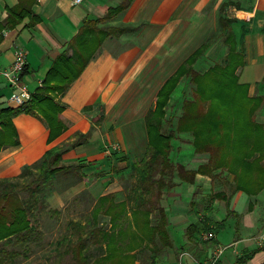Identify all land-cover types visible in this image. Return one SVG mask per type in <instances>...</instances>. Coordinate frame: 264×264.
Masks as SVG:
<instances>
[{"label": "crops", "instance_id": "obj_1", "mask_svg": "<svg viewBox=\"0 0 264 264\" xmlns=\"http://www.w3.org/2000/svg\"><path fill=\"white\" fill-rule=\"evenodd\" d=\"M119 2L0 0V68L12 62L17 47L22 48L26 64L21 82L31 95L42 86L55 58L62 52L71 53L68 42L82 19L101 18ZM15 7L29 13L11 20L9 10ZM222 17L233 19L236 47L244 55V65L237 71L239 83L247 84L248 96H264V0H132L127 9L99 25L136 30L106 38L67 90L54 92L65 125L58 136L49 138L46 124L32 114L21 112L12 118L17 143L0 149V178L16 177L23 165L59 146L64 164L86 162L81 169L84 178L50 192L46 197L49 209L63 212L82 192L95 202L121 191L128 164L146 150V118L159 90L208 38L218 35ZM219 42L224 58L228 49ZM220 43L210 46L193 67L204 71L213 65ZM204 58L211 65L205 66ZM182 85L179 81L168 100L171 104L174 99L175 105L179 100V114L185 96ZM12 90L0 77V107L17 106L9 99ZM261 108L264 111V104ZM178 135L181 140L175 147L172 144L170 152L173 162L186 169L207 162L208 154L194 151L190 133ZM187 147L190 150L179 161L178 154ZM232 179L227 172L197 173L193 183L175 177L176 186L163 191L161 198L170 244L159 254L158 264H264V251H255L264 243L260 239L264 235V189L254 195L233 191ZM220 191L224 196L212 198ZM191 224H198V230L187 233ZM206 232L214 236L205 238ZM220 247L224 249L217 255ZM246 255L247 260L240 262ZM134 264L142 263L136 259Z\"/></svg>", "mask_w": 264, "mask_h": 264}, {"label": "trees", "instance_id": "obj_2", "mask_svg": "<svg viewBox=\"0 0 264 264\" xmlns=\"http://www.w3.org/2000/svg\"><path fill=\"white\" fill-rule=\"evenodd\" d=\"M131 1L120 0L101 18L82 19L68 42L71 53L62 52L55 58L42 86L21 105L0 107V149L17 143L12 118L21 112L42 120L49 129V138L64 130L54 92L67 90L106 38L136 30L99 25L127 9ZM27 13L28 9L15 7L9 10L8 18L15 21ZM232 22L233 19L220 18L217 37L208 38L159 90L146 118V150L139 160L128 164L122 190L91 201L86 213L68 219L66 234L59 244L67 245L75 264H132L136 259L142 264H158L159 254L170 244L161 198L163 191L176 186L175 177L193 183L197 173L215 176L227 172L233 175V191L254 195L264 189V123L254 117L264 104V96H248L247 84L238 81L237 71L244 65V55L236 47ZM219 39L228 49L223 60L204 71L195 69L194 61ZM24 72L25 66L20 77ZM182 76L192 84L191 94H185L180 114L166 119L165 106ZM164 120L167 131L163 130ZM181 132L192 135L196 153L209 156L196 169H186L170 158L172 140ZM62 153L61 147L52 146L36 162L23 165L16 177L0 178V264H12L17 255V250L9 247L39 239L40 211L46 208L48 213H60L48 208V194L61 184L84 178L81 169L86 162L64 164ZM84 194L74 199L79 197L80 201ZM222 196L220 191L212 198ZM197 227L191 224L186 231L193 233ZM261 250L264 243L255 251ZM249 256L239 261L245 262Z\"/></svg>", "mask_w": 264, "mask_h": 264}, {"label": "rangeland", "instance_id": "obj_3", "mask_svg": "<svg viewBox=\"0 0 264 264\" xmlns=\"http://www.w3.org/2000/svg\"><path fill=\"white\" fill-rule=\"evenodd\" d=\"M218 41L222 40L219 39ZM218 52L219 55L218 57L216 56L217 59L213 60L215 62H221L223 60V45ZM207 58L209 59L210 57ZM205 61H207L205 66L211 65V60L205 59ZM186 80L187 78L183 76L180 79V81L183 83L182 91L184 90V94H186L187 97L191 94L190 91L192 84H187ZM177 94L178 93L176 92L174 95L177 97ZM173 101L174 99L172 100L171 104L167 102L165 106L166 119L172 117L175 119V116L179 114L178 110H176L177 104L179 105V100L177 101L176 105ZM254 117L256 121L264 123V111L261 107L257 110ZM163 125V130L167 131L169 127L166 125L165 120ZM171 128H173V126ZM177 140H181V137H179L178 133H176L174 139L172 140L174 147L178 144ZM188 150H190L188 147L183 148L181 153L178 154L177 158L179 161L184 160ZM78 198L74 199L76 200L75 202L71 200L63 212L60 211V213H48L46 208L40 211L39 224L41 235L39 239L36 241L31 240L27 244H16L13 247H9L8 249L13 248L18 252L13 258L12 264H75V260L71 256L67 245L59 244V242L62 236L66 234V223L68 219L78 218L80 216L79 214L86 213L87 208L89 207L90 201L87 199L86 194L82 196L80 201H78ZM134 261L132 264H134Z\"/></svg>", "mask_w": 264, "mask_h": 264}, {"label": "built area", "instance_id": "obj_4", "mask_svg": "<svg viewBox=\"0 0 264 264\" xmlns=\"http://www.w3.org/2000/svg\"><path fill=\"white\" fill-rule=\"evenodd\" d=\"M80 0H74V2H79ZM26 64V55L22 48L17 47L14 52V58L12 62L4 67L0 68V77H2L7 84L12 87V92L10 94V101L15 105H21L26 100L30 98V93L28 92L25 84L21 82L20 73ZM116 149V146L113 147ZM110 153L109 151H107ZM214 236L213 232H206L205 238H212ZM264 240V235L260 237ZM224 247H220L217 250V255L223 251ZM215 260V259H214Z\"/></svg>", "mask_w": 264, "mask_h": 264}]
</instances>
